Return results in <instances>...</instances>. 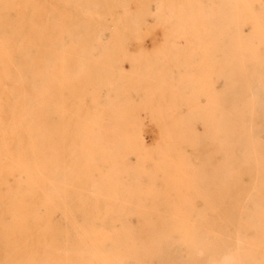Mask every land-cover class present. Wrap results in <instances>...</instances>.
I'll return each mask as SVG.
<instances>
[{
	"label": "rangeland",
	"instance_id": "rangeland-1",
	"mask_svg": "<svg viewBox=\"0 0 264 264\" xmlns=\"http://www.w3.org/2000/svg\"><path fill=\"white\" fill-rule=\"evenodd\" d=\"M55 1L68 83L30 108L45 139H16L38 167L0 172V264H161L165 214L196 246L182 264H264V0Z\"/></svg>",
	"mask_w": 264,
	"mask_h": 264
},
{
	"label": "bare ground",
	"instance_id": "bare-ground-1",
	"mask_svg": "<svg viewBox=\"0 0 264 264\" xmlns=\"http://www.w3.org/2000/svg\"><path fill=\"white\" fill-rule=\"evenodd\" d=\"M47 2L48 0H0V157H5V160L0 158V172H10L17 168L34 171L33 167H38L40 164L38 162L34 166L25 162L23 149L17 145L16 139L18 136L22 140L45 139L46 133H39L32 126L37 113L31 112L30 108L41 110L40 115L43 122L47 110V101L52 99V96L47 93L48 85L54 83L66 87L68 83L62 73L54 76L48 71L50 67L58 64L59 58L55 54L59 48H62V44H58L51 53H48V40L53 38L50 20L61 16L63 3L53 0L52 4L48 5ZM65 6L68 9V5ZM15 12L23 13V16H19L15 20ZM257 27L262 28L260 25ZM18 37L21 39L19 40ZM205 54H208L207 50ZM213 68L215 72L212 73H219L216 70L221 68H226L228 73H239L237 71L239 67L232 60L230 62L220 61ZM259 69L260 73H264V65H261ZM92 92L94 93L91 97L92 103L103 110L104 106L96 95V88ZM110 101L112 102V100ZM61 105L62 103L58 106L60 110H62ZM106 112L108 111L106 110ZM108 113L110 114V112ZM102 116L101 114L100 117ZM201 116L208 117V113H202ZM67 119L68 117L62 116L63 121ZM182 126V122L177 125V132L181 130ZM193 161L195 162L194 158ZM156 164L160 167L170 165V163L161 162ZM192 169L191 156H187L183 167L174 170V177L181 179L183 173L190 172ZM67 171L64 170L65 173ZM158 190L159 196L163 198L156 201L159 205L170 200L169 203L173 207L176 206V200L171 199L169 187L160 186ZM164 216L159 234L161 246L159 247L160 250L158 249L161 264H172L175 259L179 261V264H182L181 250L186 248L190 252L196 246L183 224L171 225L168 220L166 221L168 215L165 214ZM158 264L160 263L158 262Z\"/></svg>",
	"mask_w": 264,
	"mask_h": 264
}]
</instances>
